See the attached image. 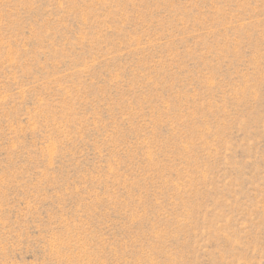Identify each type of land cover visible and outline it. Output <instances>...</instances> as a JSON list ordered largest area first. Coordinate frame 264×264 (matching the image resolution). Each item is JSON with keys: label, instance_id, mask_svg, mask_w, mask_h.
<instances>
[{"label": "rangeland", "instance_id": "1", "mask_svg": "<svg viewBox=\"0 0 264 264\" xmlns=\"http://www.w3.org/2000/svg\"><path fill=\"white\" fill-rule=\"evenodd\" d=\"M0 264H264V0H0Z\"/></svg>", "mask_w": 264, "mask_h": 264}]
</instances>
